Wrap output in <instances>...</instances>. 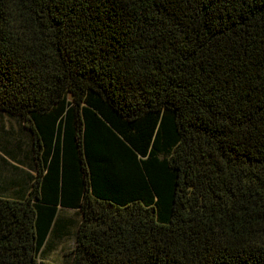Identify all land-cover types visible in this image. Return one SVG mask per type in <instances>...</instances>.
I'll return each instance as SVG.
<instances>
[{
	"label": "trees",
	"instance_id": "trees-1",
	"mask_svg": "<svg viewBox=\"0 0 264 264\" xmlns=\"http://www.w3.org/2000/svg\"><path fill=\"white\" fill-rule=\"evenodd\" d=\"M0 111L40 166L0 264L58 207L70 264H264V0H0Z\"/></svg>",
	"mask_w": 264,
	"mask_h": 264
},
{
	"label": "crops",
	"instance_id": "crops-1",
	"mask_svg": "<svg viewBox=\"0 0 264 264\" xmlns=\"http://www.w3.org/2000/svg\"><path fill=\"white\" fill-rule=\"evenodd\" d=\"M39 173L29 126L20 117L0 111V199H25Z\"/></svg>",
	"mask_w": 264,
	"mask_h": 264
},
{
	"label": "rangeland",
	"instance_id": "rangeland-1",
	"mask_svg": "<svg viewBox=\"0 0 264 264\" xmlns=\"http://www.w3.org/2000/svg\"><path fill=\"white\" fill-rule=\"evenodd\" d=\"M80 221L81 216L77 211L62 209L58 212L55 225L40 255L42 262L70 264Z\"/></svg>",
	"mask_w": 264,
	"mask_h": 264
}]
</instances>
